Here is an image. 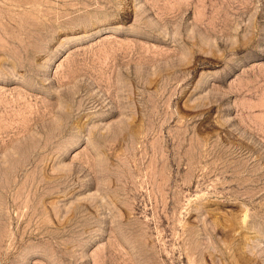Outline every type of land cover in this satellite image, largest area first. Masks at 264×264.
<instances>
[{
    "label": "rangeland",
    "instance_id": "obj_1",
    "mask_svg": "<svg viewBox=\"0 0 264 264\" xmlns=\"http://www.w3.org/2000/svg\"><path fill=\"white\" fill-rule=\"evenodd\" d=\"M0 264H264V0H0Z\"/></svg>",
    "mask_w": 264,
    "mask_h": 264
}]
</instances>
